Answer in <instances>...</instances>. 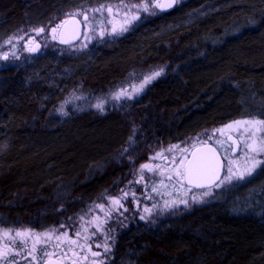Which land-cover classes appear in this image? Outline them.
<instances>
[{
    "label": "trees",
    "instance_id": "16d2710c",
    "mask_svg": "<svg viewBox=\"0 0 264 264\" xmlns=\"http://www.w3.org/2000/svg\"><path fill=\"white\" fill-rule=\"evenodd\" d=\"M117 1L138 0H0V43ZM160 69L139 102L59 113ZM242 119H264V0H190L85 54L0 70V228L74 229L157 153ZM251 182L130 226L106 264H264V205L230 203L252 189L264 203V168Z\"/></svg>",
    "mask_w": 264,
    "mask_h": 264
},
{
    "label": "rangeland",
    "instance_id": "374dc122",
    "mask_svg": "<svg viewBox=\"0 0 264 264\" xmlns=\"http://www.w3.org/2000/svg\"><path fill=\"white\" fill-rule=\"evenodd\" d=\"M177 6L180 7L190 0H177ZM138 1H117L107 4H103L94 7L90 10H85L89 20L85 23V30L82 40L75 46L63 47L59 44L58 38L52 39L51 27L43 28V32L36 30L24 31L21 34L7 38L0 43V70L19 67L23 64L33 61L35 58H42L52 55H72L78 56L87 53L92 47L107 40H115L120 36L125 35L131 30L144 15H153L160 12V9H150L149 12H141L140 18L128 24L126 31H121V26L124 23L125 16L123 5L129 3H136ZM101 6H107L112 8V13L103 11L97 13L93 11ZM211 9L207 8L202 10L203 13H208ZM201 11V10H200ZM83 19L82 15L75 16ZM95 17V20L93 19ZM115 28V31H113ZM60 29V28H59ZM59 29L56 33L59 35ZM40 45V50L37 54H33V51L29 49H35L36 45ZM7 56V59H5ZM165 71L163 69L162 74L150 83L145 85L142 89L139 87L142 83L143 77L135 78L130 84L118 88L107 95H87L77 94L69 97L68 100L63 103L60 108V114L67 116L70 113L81 112L84 110H92L96 112H111L122 108L129 103L139 102L147 92V89L154 85L163 75ZM149 74V73H148ZM147 75V74H146ZM123 90L131 95V98L121 96L120 99H114L116 93ZM102 104L103 111L98 109L95 105ZM251 119H242L238 121H245ZM259 120V119H257ZM233 123V122H231ZM229 123V124H231ZM243 125L238 129H228L223 126L218 129L224 131L216 132L215 130L207 133L205 136L199 137L188 144L175 145L178 147H170L172 151L167 150L159 152L161 155L154 156L148 164L152 171L144 169L138 172L136 177L122 190V192L115 196L108 198L104 203L95 205L92 210L80 219L74 229H48L44 231L34 230L32 228H0V249H3L6 245L11 249L8 255V261L14 260L16 264H44L50 259H59L65 264H106L109 256L111 255L117 238L122 234L124 230L130 226L143 223L148 227H155L163 219H165L170 213L188 209L195 205L203 204L215 199L216 197H227L229 190L232 187L239 186V188L247 182L253 184L255 177L264 168V156L258 157L261 160L253 170L252 174L246 175L243 180L233 179L232 182L225 183L221 187H215L208 190H194L186 185L185 182H178L175 173L172 171L179 164V161L189 155L191 151L206 142H210L215 145L223 158L227 156L225 160V167L228 160H239L243 165L244 146L243 142H240L238 154L233 153V146L228 142L229 136L238 139L239 132L243 131ZM264 136V133H257V137ZM247 137L245 136V139ZM250 142V141H249ZM195 146V147H194ZM230 146H232L230 148ZM184 149H188L185 153ZM143 175V179H141ZM172 179L169 180L168 177ZM191 190H188V189ZM253 190V189H252ZM248 207L243 200V192H239L238 197L236 195L230 199L232 205L241 207L237 211H254V206H263L264 203L261 200H256L255 192L251 193ZM246 191V192H247ZM208 194L205 195L204 193ZM125 193L127 195H125ZM229 194V195H228ZM242 196V197H240ZM195 197V199H193ZM229 198V197H228ZM113 199H119L123 207L112 204ZM186 201V203H185ZM239 203V205H238ZM246 205V206H245ZM145 208L150 209V212L146 213ZM125 209H127L125 211ZM236 211V212H237ZM144 219H141V217ZM99 225V229L97 227ZM87 229V231H85ZM17 232L30 233V239L23 248L19 246V237H15ZM7 233L8 235H5ZM67 233L68 237L77 240V244L73 245L68 242L67 239H57L58 236ZM79 233V235H77ZM89 237L87 241L83 237ZM15 237L16 243H13ZM50 237V238H49ZM45 241L47 243L45 244ZM36 244L37 251L33 256L27 255L29 249L33 244ZM99 244L100 247H96ZM107 244L109 251H104V245ZM89 246H91L89 250ZM46 250L49 255L47 257L41 255V252ZM19 251V255L15 253ZM92 252L99 253L98 256H92ZM35 257V258H34ZM0 264H7L5 260H0Z\"/></svg>",
    "mask_w": 264,
    "mask_h": 264
},
{
    "label": "snow or ice",
    "instance_id": "6c2138e0",
    "mask_svg": "<svg viewBox=\"0 0 264 264\" xmlns=\"http://www.w3.org/2000/svg\"><path fill=\"white\" fill-rule=\"evenodd\" d=\"M177 3V0H138L136 3H129L123 5L124 16L125 20L123 25L121 26V31L127 30V25L131 24L133 21L138 20L140 18L141 12H149L150 9H168L172 8ZM103 11H107L108 13H112V8L107 6H101L100 8H96L93 11L97 13H101ZM151 14L155 15V12L153 11ZM71 18H75V16L82 15L85 23L88 22V15L86 12H75V13H69L68 14ZM95 20V17L93 18ZM74 22L79 25L78 20H74ZM68 23V21H63L61 24H58L51 28L52 33V39H57V31L59 28H62L64 24ZM38 32H43L44 29L40 28L37 30ZM113 31H115V28H113ZM68 41L61 39V43H67ZM35 49H29V51H34ZM5 59H7V56H5ZM163 69L152 71L149 74L145 75L142 79V83L140 84V88L142 89L145 85L150 83L152 80L156 79L162 74ZM121 96H126L127 98H131V95L121 90L120 92L116 93L114 96V99H120ZM98 109L103 111L102 104H96L95 105ZM243 127V131L239 132L238 139L232 141V146H235L236 149L239 148L240 142H243L244 146V154H243V165L240 164L239 160H228L227 166L221 162L219 155L216 153V150L213 148H209V146L205 143L203 145L204 149H206L205 152H201L197 154V152L192 153V158L188 159L187 156H184L180 161L176 168H174L172 171L175 173L177 177V181L182 183L186 182L190 186H194L197 188H208L211 189L212 187H221L225 183H231L233 179L236 180H243L246 175H251L254 168L261 163V160L258 159L260 156H264V136L257 137V133H264V119H251V120H245V121H234L231 124L226 125L228 129L233 128H239L240 126ZM216 132H223V129H217ZM245 136L247 137L245 139ZM228 139H232L231 136H229ZM250 141V142H249ZM230 146V148L232 147ZM178 147V146H173ZM195 147V146H194ZM127 151V149H125ZM168 151H172L170 148ZM188 149H184L183 152H187ZM158 156L161 155L160 153L157 154ZM227 156L225 157V160H227ZM147 169L149 171H152V168L148 165H142L141 172ZM223 172V175L221 173ZM141 179H143V175H141ZM169 180L172 179L171 176L168 177ZM188 190H191L190 188ZM205 195L208 193L205 192ZM125 195H127L125 193ZM195 199V197H193ZM186 203V201H185ZM113 205H117L119 207H123V205L120 203L119 199H113L112 200ZM127 209H125L126 211ZM144 211L146 213L150 212V209L145 208ZM141 219H144L142 216ZM99 229V225H97ZM87 231V229H85ZM5 235H8L5 233ZM79 235V233H77ZM15 237H19V246L23 248L25 244L27 243L28 239H30V233H21L17 232L15 234ZM15 237L13 238V243H16ZM50 238V237H49ZM57 239H67L70 244H77L76 239H72L71 237H68L67 233L62 234L61 236H58ZM85 241L89 239V237L85 236L83 237ZM47 241H45V244ZM96 247H100L99 244L96 245ZM91 246H89L90 250ZM11 249L6 245L3 249H0V260H5L7 264H16L14 260L8 261V255ZM37 248L36 244L34 243L31 247V249L28 250L27 255L33 256L34 253H36ZM104 251H109V248L107 244L104 245ZM16 255H19V251L15 253ZM92 256H98L99 253L92 252ZM41 255L47 257L49 253L44 250L41 252ZM35 258V257H34Z\"/></svg>",
    "mask_w": 264,
    "mask_h": 264
},
{
    "label": "water",
    "instance_id": "95a60500",
    "mask_svg": "<svg viewBox=\"0 0 264 264\" xmlns=\"http://www.w3.org/2000/svg\"><path fill=\"white\" fill-rule=\"evenodd\" d=\"M177 3H178V1H177ZM177 3L172 8H168V9H164V10L160 9V11L163 12V13L171 12L172 10H174L176 8ZM74 20H78L80 22L79 25H77L74 22ZM65 21H68V23L64 24V26L59 29L58 42L63 47L75 46L83 38L84 30H85V21H84V19H81V18H78V17H75L74 19L73 18H69V19H67ZM61 39H64V40H66L68 42L67 43H61ZM40 48L41 47H40L39 44L36 45L35 50L33 51V54H37L39 52ZM233 140H237V139L232 137L231 140L228 139V142L232 145V141ZM204 144H201V145L195 147L191 151L188 159L192 158V153L194 151L197 152V154H199L201 152H205L206 149H204V147H203ZM206 144L209 146V148H213V149L216 150V153L219 155V158H220L221 162L225 165V159L223 158V156L220 153V151L218 150V148L215 145H213L212 143H210V142H206ZM238 150H239V148L236 149L235 146H233V153L234 154H238ZM221 175H223V172L221 173ZM186 185L188 187H190V188H192L194 190H198V191L208 190V188H197V187H194V186H190L187 183H186ZM212 188H215V187H212ZM44 264H65V262H63V261H61L59 259H50V260L46 261Z\"/></svg>",
    "mask_w": 264,
    "mask_h": 264
}]
</instances>
